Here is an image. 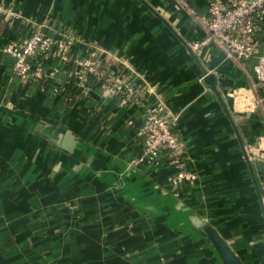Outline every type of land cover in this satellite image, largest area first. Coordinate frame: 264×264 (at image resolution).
Listing matches in <instances>:
<instances>
[{
  "label": "crops",
  "instance_id": "0c3cea01",
  "mask_svg": "<svg viewBox=\"0 0 264 264\" xmlns=\"http://www.w3.org/2000/svg\"><path fill=\"white\" fill-rule=\"evenodd\" d=\"M192 2L203 9L204 0ZM0 6V264H220L188 234L193 213L217 227L245 264H264V214L243 145L264 134L263 113L251 105L250 65L218 49L199 63L188 43L203 31L176 0ZM31 21L73 35L71 57L99 53L139 99L77 83L59 59L48 61L61 71H51L45 89L16 76L3 47L28 37ZM204 69L217 75L223 100L202 79ZM158 101L177 117L173 129L200 177L171 188L175 165L164 156L136 163L126 185L113 188L142 155L140 130ZM68 132L78 140L73 153L61 147ZM253 161L264 189V165Z\"/></svg>",
  "mask_w": 264,
  "mask_h": 264
},
{
  "label": "built area",
  "instance_id": "2783aa9c",
  "mask_svg": "<svg viewBox=\"0 0 264 264\" xmlns=\"http://www.w3.org/2000/svg\"><path fill=\"white\" fill-rule=\"evenodd\" d=\"M203 31V36L190 42L194 51L204 60L218 49L237 63L241 68L251 66L252 107L259 109L264 116V0H204L203 9L192 0H176ZM0 6V11L3 12ZM15 16L13 10L8 11ZM32 30L24 40H9L3 47L5 54L13 58V73L38 88L45 89L54 71L60 73V66L48 68V61L61 60L71 65L77 83L86 87L91 83L101 87L106 96L124 94L127 101L138 94L129 81H122L111 69V62L92 51L83 57H71L69 52L77 40L73 35L60 33L52 35L43 22L31 21ZM236 93V92H235ZM240 95L238 92L236 97ZM249 96V95H247ZM177 117L165 103L158 101L146 114L140 130L142 155L133 165L143 160L159 162L162 157L170 158L175 165L170 178L171 188L195 185L200 177L197 170L189 168L186 144L181 135L174 131ZM253 160L264 165V134L247 146Z\"/></svg>",
  "mask_w": 264,
  "mask_h": 264
},
{
  "label": "water",
  "instance_id": "95a60500",
  "mask_svg": "<svg viewBox=\"0 0 264 264\" xmlns=\"http://www.w3.org/2000/svg\"><path fill=\"white\" fill-rule=\"evenodd\" d=\"M188 46L194 57L199 61V63H202L200 57L194 51L192 45L188 43ZM202 79L206 81V83H208L212 87V89L217 93L220 99L223 100L221 96V91L218 87L217 75L214 72L209 71L208 69H204ZM243 145L244 154L246 160L248 161L249 168L259 194L260 203L264 214V189L258 179L254 166L255 164L248 151V148L246 144ZM77 146L78 140L76 139V137L71 132L66 133L61 143V147L73 153L75 152ZM137 169L138 168L136 167V165L129 163L125 170L121 173L120 179L116 181V185L113 186V188H123V186L126 185V179H128L135 171H137ZM187 220L190 222L188 224L191 230L188 234L195 235L200 241L204 243V245H207L210 250L216 255L220 264H245L242 257L239 255V253H237L231 243L220 233L217 227L210 223L209 220L204 218L202 215L195 213L189 214L187 216ZM188 234L183 233L182 235L186 237V235Z\"/></svg>",
  "mask_w": 264,
  "mask_h": 264
}]
</instances>
